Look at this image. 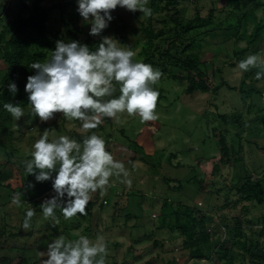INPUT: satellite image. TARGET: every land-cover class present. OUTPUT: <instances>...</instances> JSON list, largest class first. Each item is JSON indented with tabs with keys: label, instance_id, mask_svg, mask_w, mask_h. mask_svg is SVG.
Listing matches in <instances>:
<instances>
[{
	"label": "rangeland",
	"instance_id": "obj_1",
	"mask_svg": "<svg viewBox=\"0 0 264 264\" xmlns=\"http://www.w3.org/2000/svg\"><path fill=\"white\" fill-rule=\"evenodd\" d=\"M34 2L0 0V45L10 40L19 18L28 15ZM41 4L50 10L47 30L54 40L53 48L58 40L86 44L90 38L94 45L105 35L132 50L136 62H142L148 49V33L144 27L151 26L155 32L166 34L176 27L174 19L183 26L194 22L188 31L194 37L190 51H183L189 43L185 40L181 45L176 44L179 52L176 55L196 54L201 72L197 78L205 81L208 89L195 95L188 93L189 82L184 76L188 72L196 75L197 69L186 71L169 66L153 85L154 89L162 91L155 110L156 121L142 124L138 116L130 117L125 113L119 123L105 118L103 124L91 130L105 140L106 150L114 159L124 164L131 185L111 177L106 194L101 195L99 190L92 194L90 202L94 205L89 207L88 203L87 215L77 214L66 221L61 209H55L59 224L52 218L45 219L39 210L55 192L52 188L38 195V188L44 187L47 181L37 182L35 176L26 174L25 161L30 156H25V150L30 149L45 130L50 141L64 135L82 142L81 122L66 120L61 113L46 122L41 121L30 113V106H20L24 116L19 120L10 114L0 121V256L24 255L30 258V264H42L47 256L40 253L46 252L48 244L56 238L64 236L74 240L86 236L93 242L97 237L106 242V264H147L149 260H154V264H194L193 261L221 264L216 253L222 242L234 249L236 257L231 262L225 259L224 264H264L260 255L238 249L232 240L238 217L244 227V238L251 247L264 251V196L262 200L259 197L248 200V193L242 191L247 177L255 181L264 178V77L256 79L257 68L245 72L238 68L239 62L249 55L264 58V28H260L264 24V0H240L238 6L228 0H177L167 8V0H160L159 11L153 10L152 0H148L146 6L152 14L147 17L139 11L131 12L118 6L111 12L113 19L108 27L99 36L89 34L91 24L78 13L77 0H43ZM210 14L211 23L202 25L196 19ZM157 44L165 48L162 38H154L152 47ZM53 48L46 51V59ZM173 69L184 79L172 77ZM5 71L6 64L0 59V80ZM251 87L257 93L248 91ZM220 135H225L231 147L228 156L220 148ZM7 159L9 163L4 164ZM191 178L198 180L191 182L193 188L184 182L183 190L174 188ZM24 181H30L31 185L23 187L21 204L16 206L11 202L16 193L6 185L22 186ZM165 199L190 204L207 215L209 222L205 229L210 234L211 251L214 250L212 260H191L182 247L181 233L158 227ZM29 208L35 215L30 229L25 230L22 223ZM145 221L148 232L152 227L158 228H152L156 232L148 237L139 233L142 228L136 230L137 224ZM56 225L61 226L58 233L53 230ZM155 238L164 245L154 244Z\"/></svg>",
	"mask_w": 264,
	"mask_h": 264
},
{
	"label": "clouds",
	"instance_id": "obj_2",
	"mask_svg": "<svg viewBox=\"0 0 264 264\" xmlns=\"http://www.w3.org/2000/svg\"><path fill=\"white\" fill-rule=\"evenodd\" d=\"M77 11L91 24L90 35L99 36L113 19L111 12L118 6L128 11L141 12L145 17L152 11L146 5L148 0H77ZM135 53L120 46L112 37H102L95 50L78 41L58 40L50 57L43 62L29 65L34 75L27 77L25 92L28 93L30 113L41 121L52 119L61 113L66 120L81 122L79 131L82 142L61 135L49 140L47 130L43 132L30 149L25 150L26 174L35 175L37 182L52 180L55 195L46 199L40 207L45 219L52 218L55 224L60 220L55 209L60 208L64 220H71L77 214L87 215L86 206L92 194L100 191L106 194L110 178L116 177L128 186L129 172L122 162L116 161L106 150L105 140L88 133L103 124L105 118L119 123L122 114L139 117L140 123L156 121L159 92L154 89L162 73L152 65L134 60ZM238 68L248 71L257 68L256 79L264 77V58L249 55L241 60ZM119 90V96L114 93ZM8 89L15 94L18 89L13 82ZM109 97V99H105ZM3 108L15 120L24 116V110L17 104L6 102ZM55 173V176H53ZM21 193H16L12 204L20 206ZM35 211L29 208L22 227L30 229ZM47 256L42 264H106L108 247L102 237L91 241L86 236L67 240L60 236L50 242Z\"/></svg>",
	"mask_w": 264,
	"mask_h": 264
},
{
	"label": "trees",
	"instance_id": "obj_3",
	"mask_svg": "<svg viewBox=\"0 0 264 264\" xmlns=\"http://www.w3.org/2000/svg\"><path fill=\"white\" fill-rule=\"evenodd\" d=\"M42 1L43 0H35L32 6L29 7L28 15L19 18L10 40L6 42L3 41L0 45L2 50L0 59H2L6 64V71L3 74L2 79L0 80V121L10 116V113H8L3 108L4 103L11 102L22 107L30 106L28 100L29 94L26 93L24 89L27 83V77L29 75H34L36 70L30 68L29 65L36 61L43 62L47 56L46 51L54 47V40L48 35L47 30V21L49 19L50 10L48 9V7H45L41 4ZM158 1L160 2V0ZM228 1L231 5L234 6H238L240 3V0ZM155 2V0H152L153 10L159 11L161 5L159 4V2ZM176 2L177 0H167V5L165 7L167 8L169 4H175ZM62 4H65V2H62ZM249 12L250 11H245L244 13L248 14ZM75 18L76 23L77 17ZM196 19L197 21L202 22L201 24L203 25V23H211L213 21V16L211 14L207 18H201L200 16H197ZM174 20L176 21V27L172 31H168L166 34H163V32L161 31L159 33L155 32L151 26L143 28L148 33L149 44L142 62L152 65L154 69H158V67L162 66V68L159 70L162 74L165 69H168L169 66H173L174 68L178 67L186 71L197 69L198 72L196 75H191L188 72V75L184 76L189 82L187 92L195 95L197 92L206 91L208 89L205 81L199 80L197 78V76L201 74V72L198 70L199 68L196 59L197 56L192 52L186 53L185 56H182L181 54L179 56L176 55L177 53H179L176 48L185 40H189V43L185 46L183 51H190L192 43H194V37L192 35H189L188 31L191 29L194 22L190 21L185 26H183L178 23L177 19ZM262 27L264 28V24L260 28ZM74 29L76 31L80 30L79 27H74ZM102 37H105V35H103ZM154 38H162L165 48L162 49L158 44L156 45V47H152ZM101 39L93 45L90 41V38H87L86 45L90 48V50H95L101 42ZM177 43L178 45H176ZM54 49L55 48H53L52 51ZM172 71L173 72L170 73L172 77L184 79V77L177 76L176 69H173ZM13 82L17 85L18 89L15 94H12L8 89V85ZM228 86L229 88H234L233 86ZM247 89H249V87H247ZM157 91L159 92L157 103H159L160 99L162 98V91ZM248 91H251V93H257L252 87ZM118 93L119 91H116L114 93V96L118 97ZM105 99H109V97H105ZM251 103L255 104L253 100ZM92 131L89 133V135L92 133ZM81 137L82 139L84 138L83 136ZM219 141L221 150H223L224 153L227 154V156L230 155L231 147L227 144L225 135H220ZM1 142L3 143L2 140ZM9 161L10 160L7 159L4 164H8ZM31 176L33 177L35 175L30 174V177ZM166 181L169 182L168 179H166ZM194 181L198 182L196 178H191V180L187 181L183 180L178 184V186H175L174 188L179 191L183 190V182L184 184L187 183L191 188H193V183L191 182ZM29 185H31L30 181H24V184H22V186L13 187V185L10 183H7L6 186L11 187L13 189L12 191H14L15 193L22 194L25 186ZM52 188V180H47V183L44 187L40 186L38 188V195ZM243 190H246V192L248 193L246 195V199L251 200L255 197H259L260 200H262V196H264V178H259L255 181L251 176L247 177L246 183L242 186V191ZM240 201L241 199L237 202ZM93 205L94 202H89V207H92ZM163 207L164 208L162 209V215L159 217L160 223H158V227L162 229L167 228L170 231H179L181 233L180 235L183 236L182 247L184 251H187L189 253V257L191 258V260H212L214 250L213 252L211 251L210 234L205 229V225L209 222V220L207 219V215L202 213L201 210H198V208H196L195 206H191L190 204L182 202L175 203L169 199H165L163 201ZM39 210H42V208H40ZM128 216L126 215V217ZM142 216H147V213L143 214ZM236 219L239 223L234 224L235 229L232 240L236 244L237 248L242 251L251 253V255H260V258L264 259V251L262 252V250L259 248L251 247V244L248 243L249 240H246V238H244L245 231L244 227L240 223L241 220L238 217ZM137 225L138 228L136 230H141L139 228H142V230L138 232L142 234L145 233V237H148L151 232L153 234L154 232H156L155 230L158 229L156 227H152L156 229L152 230L151 228V231L148 232V229H146L148 227L146 226V221L144 223L139 222V224ZM60 229L61 226L58 225L53 227V230L56 233H58ZM12 234L14 235L16 233ZM224 242L226 244L228 243L225 240ZM154 244H160L161 246L164 245L162 241H159L157 238L154 239ZM218 247L216 255L222 262L221 264L226 263L225 259H229L230 262L231 260L235 261L236 257L233 252L234 249H229V246L225 245L223 242L220 243ZM30 262V258H27L24 255H18L15 257H10L7 255L0 256V264H30ZM147 264H154V260H149ZM194 264H197V262L195 261ZM253 264L256 263L253 262Z\"/></svg>",
	"mask_w": 264,
	"mask_h": 264
},
{
	"label": "crops",
	"instance_id": "obj_4",
	"mask_svg": "<svg viewBox=\"0 0 264 264\" xmlns=\"http://www.w3.org/2000/svg\"><path fill=\"white\" fill-rule=\"evenodd\" d=\"M193 262H195V261H193ZM199 264L201 263V262H198Z\"/></svg>",
	"mask_w": 264,
	"mask_h": 264
}]
</instances>
